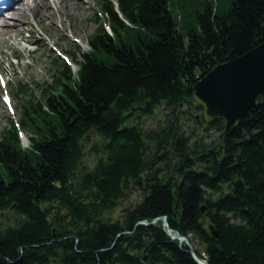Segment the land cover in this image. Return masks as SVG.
Masks as SVG:
<instances>
[{
	"label": "trees",
	"instance_id": "1",
	"mask_svg": "<svg viewBox=\"0 0 264 264\" xmlns=\"http://www.w3.org/2000/svg\"><path fill=\"white\" fill-rule=\"evenodd\" d=\"M96 6L76 70L51 49L40 95L15 87L19 119L0 132V264H199L167 228L207 264H264V92L227 135L192 96L264 40V0Z\"/></svg>",
	"mask_w": 264,
	"mask_h": 264
},
{
	"label": "rangeland",
	"instance_id": "2",
	"mask_svg": "<svg viewBox=\"0 0 264 264\" xmlns=\"http://www.w3.org/2000/svg\"><path fill=\"white\" fill-rule=\"evenodd\" d=\"M44 1L49 3L52 19L36 20L26 9L21 23L22 35L9 41L5 47L0 46V132L10 118L19 119L20 106L15 87L24 85L31 94L36 97L40 95L41 85L49 79L47 67L48 54L53 52L51 49L56 50V54L68 55L75 71L80 55L73 49L76 46L87 49L88 37L96 28V0H59V7L52 0ZM26 2L31 4V0H23L15 4V8L24 9L23 3ZM10 9L2 10L3 17L0 20L11 17ZM5 95L10 97L9 105L3 100ZM26 143L24 137L23 144ZM120 208L118 206L114 210L115 216L120 213Z\"/></svg>",
	"mask_w": 264,
	"mask_h": 264
},
{
	"label": "water",
	"instance_id": "3",
	"mask_svg": "<svg viewBox=\"0 0 264 264\" xmlns=\"http://www.w3.org/2000/svg\"><path fill=\"white\" fill-rule=\"evenodd\" d=\"M264 92V40L242 54L215 65L201 76L193 85L192 96L202 106L205 121L223 120V134H229L240 117L258 103V97ZM203 213L204 206L199 207ZM160 218H155L151 223ZM167 226L166 216L161 217ZM141 223H147L143 220ZM207 230L213 237L218 234L212 224ZM172 238L184 241L199 264H207L205 259L197 257L189 238L167 228Z\"/></svg>",
	"mask_w": 264,
	"mask_h": 264
},
{
	"label": "bare ground",
	"instance_id": "4",
	"mask_svg": "<svg viewBox=\"0 0 264 264\" xmlns=\"http://www.w3.org/2000/svg\"><path fill=\"white\" fill-rule=\"evenodd\" d=\"M23 0H3L0 1V17H3L5 8H11V17L0 20V46L5 47L7 43L17 37H20L23 32L21 25L26 15V9L34 17V19H52L53 15L49 9V3L44 0H31V4L23 3L24 9L15 8V4ZM58 7L61 5L59 0H52Z\"/></svg>",
	"mask_w": 264,
	"mask_h": 264
},
{
	"label": "flooded vegetation",
	"instance_id": "5",
	"mask_svg": "<svg viewBox=\"0 0 264 264\" xmlns=\"http://www.w3.org/2000/svg\"><path fill=\"white\" fill-rule=\"evenodd\" d=\"M184 131H185V129L182 131V133H181V134H184V133H185Z\"/></svg>",
	"mask_w": 264,
	"mask_h": 264
}]
</instances>
